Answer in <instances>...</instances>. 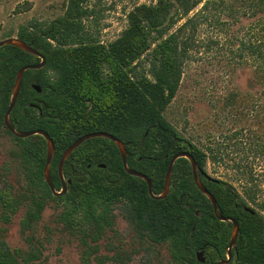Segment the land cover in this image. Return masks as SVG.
Returning a JSON list of instances; mask_svg holds the SVG:
<instances>
[{
	"label": "trees",
	"instance_id": "trees-1",
	"mask_svg": "<svg viewBox=\"0 0 264 264\" xmlns=\"http://www.w3.org/2000/svg\"><path fill=\"white\" fill-rule=\"evenodd\" d=\"M88 1L67 0L63 15L45 28L30 24L17 31L16 38L38 51L45 65L24 72L9 116L11 126L17 132L42 130L51 138L54 152L49 171L56 192L61 191L57 168L63 151L88 133L105 132L119 139L125 145L128 168L150 180L155 196L162 193L172 156L188 153L220 215L233 218L238 225L228 264H264V202L252 207L255 200L250 189L243 197L206 172L207 163L220 160L219 145L225 143L201 149L163 116L178 89L195 28L209 20L211 10L220 12L223 0L137 4L126 13L124 30L105 45L90 35L83 23L91 13ZM248 1L257 6L264 4V0ZM29 8L25 3L16 10L21 13ZM183 18L187 19L176 32L168 34ZM189 26L188 37H182ZM261 30L264 33V23ZM201 44L208 48L206 43ZM243 52L257 64L251 71L259 88L258 99L264 105V41L238 42L234 56L240 58ZM39 62L38 57L16 47H0V128L15 143L0 165V264L47 263L45 243L38 237L37 227L50 202L60 208L55 217L59 230L78 236L81 264H92V260L102 264L104 259L125 264L133 255H149L157 247L167 252L165 261L157 251L155 262L149 259L143 264H213L225 260L232 224L215 217L210 201L195 186L185 158L173 164L167 196L155 200L148 195L145 181L125 172L112 141L92 138L80 144L64 162L66 192L52 195L43 178L44 138H17L3 124L16 72ZM246 96L240 100L244 104L252 99ZM238 99L230 93L224 105L233 106ZM255 144L263 153L264 145ZM115 205L127 223L128 242H123L115 228ZM20 211L19 234L24 248H11L5 235ZM46 230L52 234V229ZM104 238H109L106 248L112 255L100 257L99 242Z\"/></svg>",
	"mask_w": 264,
	"mask_h": 264
},
{
	"label": "rangeland",
	"instance_id": "rangeland-1",
	"mask_svg": "<svg viewBox=\"0 0 264 264\" xmlns=\"http://www.w3.org/2000/svg\"><path fill=\"white\" fill-rule=\"evenodd\" d=\"M66 2L0 0V41L16 38L21 26L37 24L45 28L52 20L63 15ZM25 3L30 5L29 10L17 12V7ZM152 3L155 0H89L87 6L91 13L83 23L90 35L105 45L124 30L128 11L137 4ZM221 4L220 12L211 10L209 20L198 26L197 30L195 28L190 39L192 45L182 64L178 89L163 116L179 134L201 149L217 147V143L224 142L219 145L220 160L215 164L207 163L206 172L209 177L233 187L243 197L244 192L250 189L255 200V204L250 205L257 208L256 204L264 202V152L255 148V143L264 145V105L258 99L259 88L251 71L257 64L252 63L245 52L240 58L234 53L240 41H264L261 30L264 4L257 6L248 0L245 3L241 0H223ZM200 6L195 7L188 17L194 15ZM173 12L174 9L170 13ZM186 19L178 20L168 34L175 33ZM189 30L190 26L182 37L187 38ZM201 43H206L208 48ZM230 93H235L239 99L233 106H226L224 99ZM246 95H251L252 99L244 104L240 100ZM233 133H238V136L233 137ZM223 137L229 138L222 140ZM14 146L15 143L0 128V165L8 157L7 150ZM59 210L50 202L37 227L38 237L45 243L46 264H81L78 236L61 232L60 225L55 223ZM120 211L119 206L115 205V228L123 242H128L129 229ZM21 217L20 211L5 235V241L11 248H24L19 234ZM46 228L52 229V234ZM108 242L109 238L99 242L98 256L112 255L106 248ZM157 251L164 262L167 252L162 247H157ZM157 251L149 255L140 252L125 264H143L149 259L155 262ZM91 263L96 264L94 260ZM102 264L120 263L104 259Z\"/></svg>",
	"mask_w": 264,
	"mask_h": 264
},
{
	"label": "water",
	"instance_id": "water-1",
	"mask_svg": "<svg viewBox=\"0 0 264 264\" xmlns=\"http://www.w3.org/2000/svg\"><path fill=\"white\" fill-rule=\"evenodd\" d=\"M5 45H10V46L16 47V48L20 49L21 51L29 53L31 55H34L40 59L39 63H37L35 65L23 66L16 72L14 84H13L12 90H11L9 103H8L7 109L5 111V114L3 116V124H4L5 128L13 136H15L17 138L24 139V138H27V137H30L33 135H39V136L44 138V140L46 142V154H45V165H44V169H43V178H44V181L47 184V186L49 187L53 196L63 195L67 190V181H65L63 176H62V168H63L64 162L66 161V159L80 144H82L84 141L92 139V138L100 137V138H105V139L112 141L118 149V152H119L120 157H121L122 166H123L125 172L130 176L138 177V178L142 179L143 181H145V183L147 184L148 195L152 199H155V200L164 199L167 196L168 191H169V187H170V178H171V172H172L173 164L177 159L185 158L190 164L191 172H192V178H193V182H194L195 186L210 201L215 217L219 221L230 222L232 224V232H231L229 244L227 246L226 259L225 260H219L213 264H228L230 262L231 250L235 246L238 231H239L238 225L233 218L223 217L222 215H220V213L218 212V208H217V204H216L215 199L203 187L202 183L200 182L199 177H198L199 171H198L197 165H196L194 159L192 158V156L189 155L188 153L182 152V153H177L174 156H172V158L170 159V161L168 163L167 170L165 173L164 187H163L162 193L158 196H155L152 193V186H151L150 180L145 175H143L139 172L133 171L130 168H128L127 162H126L125 145L119 139H117L114 136H112L108 133H105V132L88 133L86 135L81 136L77 140H75L69 147H67L63 151V153L59 159L58 168H57L58 176H59L60 183H61V191L56 192V190L53 186V183H52V180L50 177V171H49L51 159H52L53 152H54V146H53V142H52L51 138L42 130H34V131H28V132H17L14 130V128L11 126V124L9 122V116H10L11 111L14 108V105H15V102H16V99H17V96H18V93L20 90L21 80H22L24 72L27 70H39V69H41L45 65V58L38 51L33 49L30 45L26 44L25 42H23L17 38H7L4 40H1L0 41V47L5 46ZM33 87L36 90H39L38 86L34 85ZM197 256L202 261L204 260L203 258H200L201 254H198Z\"/></svg>",
	"mask_w": 264,
	"mask_h": 264
}]
</instances>
